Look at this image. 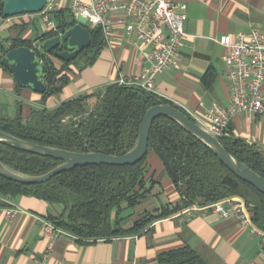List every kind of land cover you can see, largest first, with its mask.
<instances>
[{
  "label": "trees",
  "instance_id": "trees-1",
  "mask_svg": "<svg viewBox=\"0 0 264 264\" xmlns=\"http://www.w3.org/2000/svg\"><path fill=\"white\" fill-rule=\"evenodd\" d=\"M3 8V0H0V17L6 18ZM68 12L61 9L52 14L56 29L41 30L37 22L23 20L10 27V30L17 31L15 34L0 35V61L8 50L27 46L36 49L47 66V89L42 94L41 106L32 107L25 114L23 101H18L20 108L16 116L0 114V130L23 140L69 151L123 155L136 145L144 115L154 105L172 104L197 121L172 100L134 84L114 83L103 94H80L48 107V99L61 93L75 75L93 64L106 46L103 31L88 26L92 43L77 57H87L82 67L77 65V58L61 61L58 65L52 53L38 48L37 44L41 45L43 40L77 22L72 13L69 12L71 16H68ZM0 67L9 71L1 62ZM216 77V70L209 68L202 77L204 87L212 88ZM23 88L17 83L18 94ZM219 138L230 153L264 176V153L259 147L236 137L229 130ZM153 153L180 197L175 202L144 210L126 226L127 216H122V211L142 205L160 184L157 170L151 171L149 157ZM0 160L31 175L44 174L62 162L2 142ZM235 195L246 200L254 223L264 231V193L240 179L204 142L168 116L154 120L148 154L135 164L77 166L46 182L32 184L0 175V209L11 207L12 202L22 196L44 200L57 208L61 205L59 211H49L46 220L78 241L89 243L139 235L154 222L183 208L194 204L209 205ZM157 263L208 264L190 246L162 252Z\"/></svg>",
  "mask_w": 264,
  "mask_h": 264
},
{
  "label": "crops",
  "instance_id": "crops-1",
  "mask_svg": "<svg viewBox=\"0 0 264 264\" xmlns=\"http://www.w3.org/2000/svg\"><path fill=\"white\" fill-rule=\"evenodd\" d=\"M177 2L187 4L188 15L182 64L178 69L158 74L154 91L185 108L197 120L215 102L223 106L230 104L228 68L223 60L226 49L218 40L226 34L248 31L252 26L264 30V0ZM62 9L71 13L69 0ZM15 17H0L4 33H12L10 27L17 24L13 21ZM40 29L46 30L43 22ZM105 38L106 46L96 61L75 75L61 93L50 97L48 107L80 94H103L109 85L119 83L121 77L129 79L143 71L145 45L136 31L127 33L117 27ZM55 61L61 64V60L55 58ZM212 67L217 77L212 88L207 89L202 77ZM16 87L13 74L0 67V97L7 95L12 100L24 101L29 106L28 113L32 107L41 106V93L24 87L18 94ZM24 110L28 114L25 107ZM228 130L264 153V115L239 113L231 120ZM149 162L151 171L157 170L160 184L147 198L146 209L177 201L180 196L154 153ZM11 207L20 212L13 219L0 214V264H158L159 254L184 246L194 248L208 264H264L261 234L253 232L251 226H242L235 216L222 218L210 209L189 216L183 213V208L154 222L142 234L89 243L80 242L70 234L46 235L45 216L59 208L44 200L22 196Z\"/></svg>",
  "mask_w": 264,
  "mask_h": 264
},
{
  "label": "built area",
  "instance_id": "built-area-1",
  "mask_svg": "<svg viewBox=\"0 0 264 264\" xmlns=\"http://www.w3.org/2000/svg\"><path fill=\"white\" fill-rule=\"evenodd\" d=\"M65 1L48 0L40 13L26 15H39L47 30L56 29L52 14L61 10ZM69 6L75 18L85 17L87 26L101 29L106 37L117 27L138 34L145 45L142 54L146 65L139 75L129 79L121 77L120 84H134L154 91L158 74L181 67L187 4L177 0H69ZM2 29L0 25V31ZM218 41L226 49L223 60L228 68L231 102L227 106L216 102L207 106L204 117L196 122L219 138L228 133L230 122L237 114L264 115V30L252 26L248 31L226 34ZM203 209H210L222 218L235 216L242 226H251L253 232L260 233L264 244V231L254 223L243 197L235 195L204 206L194 204L183 213L192 216ZM19 212L16 207L0 209V214L9 219ZM43 229L49 237L67 234L49 221L43 222Z\"/></svg>",
  "mask_w": 264,
  "mask_h": 264
},
{
  "label": "water",
  "instance_id": "water-1",
  "mask_svg": "<svg viewBox=\"0 0 264 264\" xmlns=\"http://www.w3.org/2000/svg\"><path fill=\"white\" fill-rule=\"evenodd\" d=\"M48 0H3V13L6 17L22 14L40 13ZM77 22L50 38L42 41L41 47L61 61L69 62L89 48L92 43V33L86 25V18L79 16ZM1 64L8 68L19 85L32 88L41 94L46 92L47 66L41 60L34 48L21 46L8 50L1 58ZM159 116H168L180 123L189 132L204 142L222 162L240 179L252 184L264 193V176L258 174L230 153L220 141L205 130L199 123L192 120L186 113L172 104L162 103L150 107L141 122L136 145L123 155H109L102 152H74L62 148L46 146L20 139L0 130V142L27 152L58 158L62 162L50 171L31 175L13 169L0 160V175L26 184L43 183L53 176L77 166L91 164L130 165L143 160L148 154L149 138L154 120Z\"/></svg>",
  "mask_w": 264,
  "mask_h": 264
},
{
  "label": "rangeland",
  "instance_id": "rangeland-1",
  "mask_svg": "<svg viewBox=\"0 0 264 264\" xmlns=\"http://www.w3.org/2000/svg\"><path fill=\"white\" fill-rule=\"evenodd\" d=\"M68 16H71L70 13H67ZM23 20L26 21H34L35 23L37 22L38 24V28L40 29L41 24H42V20L41 17L39 15H22L19 17H15L13 19L14 23H22ZM17 31L15 29H12V34H15ZM6 34L8 33H4L3 30L0 31V35L1 36H6ZM87 60V57L82 58H77V65L82 67L85 64V61ZM58 65H60V63H57ZM19 100H12L10 97H8L7 95H1L0 97V114L1 115H6V116H16L18 114L19 108H20V104L18 102ZM24 103V107L27 109V113H28V109L29 106L25 105L27 103ZM150 198V197H149ZM156 202V205H159V202L157 200V198L153 199ZM149 200H145L144 203L140 206H138L137 208H128L125 209L124 211H122V216H127V218L125 219V225H130L132 220L131 219H135L137 218V216L139 215V213H142L147 206L149 205ZM59 206V208L61 207V205H57ZM150 209H152V207H150ZM130 217V218H129Z\"/></svg>",
  "mask_w": 264,
  "mask_h": 264
},
{
  "label": "flooded vegetation",
  "instance_id": "flooded-vegetation-1",
  "mask_svg": "<svg viewBox=\"0 0 264 264\" xmlns=\"http://www.w3.org/2000/svg\"><path fill=\"white\" fill-rule=\"evenodd\" d=\"M82 52H83V51H82ZM82 52H81V53H82Z\"/></svg>",
  "mask_w": 264,
  "mask_h": 264
}]
</instances>
